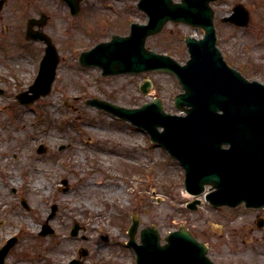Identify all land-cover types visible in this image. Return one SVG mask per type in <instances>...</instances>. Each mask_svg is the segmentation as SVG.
Returning <instances> with one entry per match:
<instances>
[{
	"label": "rangeland",
	"instance_id": "1",
	"mask_svg": "<svg viewBox=\"0 0 264 264\" xmlns=\"http://www.w3.org/2000/svg\"><path fill=\"white\" fill-rule=\"evenodd\" d=\"M0 7V247L16 242L4 264H135L126 246L131 218L139 230L155 226L161 238L179 227L208 248L216 264H264V210L214 209L183 187L178 162L151 144L140 129L86 106L97 98L124 108H137L159 97L166 113L181 92L175 77L151 72L101 76L77 59L82 51L114 34L125 36L129 25L145 24L138 0H82L77 15L61 0H3ZM178 1V0H174ZM249 13L246 27L223 22L232 9ZM216 46L226 63L248 81L264 84V0H218L212 4ZM46 17L33 30L48 36L58 53L50 93L31 104L16 97L33 83L45 44L26 39L30 19ZM201 31L167 23L147 39L146 47L188 59L184 38ZM152 83L146 95L139 90ZM63 181L66 182L64 185ZM100 183V184H99ZM41 184L43 192L33 194ZM205 192H208L206 188ZM116 193V194H115ZM55 206L50 218L51 207ZM47 225L52 233L40 235ZM76 225L78 232L70 235ZM84 252L85 254L83 255Z\"/></svg>",
	"mask_w": 264,
	"mask_h": 264
},
{
	"label": "water",
	"instance_id": "2",
	"mask_svg": "<svg viewBox=\"0 0 264 264\" xmlns=\"http://www.w3.org/2000/svg\"><path fill=\"white\" fill-rule=\"evenodd\" d=\"M62 1L69 6L71 14H77L81 0ZM216 1L139 0L136 7L147 17L146 24L132 23L128 35L114 34L109 41L97 43L78 57L80 65L98 67L104 77L155 71L173 74L182 89L173 97V106L185 116L166 113L160 98L133 109L96 98L85 104L146 131L152 142L180 162L188 194L200 196L207 186L209 192L204 199L215 208L234 209L244 203L247 209H261L264 208V85L248 81L229 67L216 47L211 7ZM3 3L0 0V7ZM248 19V11L238 5L223 21L245 27ZM45 20L42 15L40 20L31 19L27 23L26 38L42 41L45 49L32 85L17 95L21 104L47 96L56 76V47L48 36L32 29L35 25L42 26ZM168 22L200 29L203 33L200 39L185 37L188 60L184 64L146 47V40L159 34ZM150 87L151 83L146 81L140 91L147 94ZM200 203L196 199L188 208L195 210ZM55 210L52 206L50 218ZM263 224L262 220L257 221V227ZM138 225L135 217L128 241L136 264H215L207 256L206 245L187 229L179 227L170 232L162 244L157 228L145 227L139 232L140 244H137ZM77 232L75 226L71 235ZM50 233L52 230L44 225L40 234ZM15 242L16 239H10L0 248V264H4ZM69 264L80 263L74 260Z\"/></svg>",
	"mask_w": 264,
	"mask_h": 264
},
{
	"label": "bare ground",
	"instance_id": "3",
	"mask_svg": "<svg viewBox=\"0 0 264 264\" xmlns=\"http://www.w3.org/2000/svg\"><path fill=\"white\" fill-rule=\"evenodd\" d=\"M99 184H100V183H99ZM43 190H44V188H43V186H42L41 184H36V185H34L33 188H32V192H33V194H39V193L43 192ZM115 194H116V193H115Z\"/></svg>",
	"mask_w": 264,
	"mask_h": 264
}]
</instances>
